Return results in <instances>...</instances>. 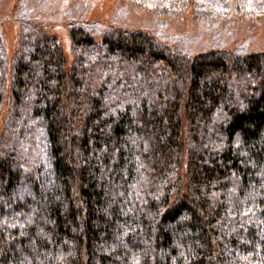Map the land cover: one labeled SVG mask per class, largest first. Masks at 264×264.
Listing matches in <instances>:
<instances>
[{
	"label": "trees",
	"instance_id": "1",
	"mask_svg": "<svg viewBox=\"0 0 264 264\" xmlns=\"http://www.w3.org/2000/svg\"><path fill=\"white\" fill-rule=\"evenodd\" d=\"M132 1L167 16L194 2L199 20L264 11ZM26 12L11 66L0 34L13 130L0 146V264H264V52L191 57L141 29L98 41L84 23L69 65Z\"/></svg>",
	"mask_w": 264,
	"mask_h": 264
},
{
	"label": "rangeland",
	"instance_id": "2",
	"mask_svg": "<svg viewBox=\"0 0 264 264\" xmlns=\"http://www.w3.org/2000/svg\"><path fill=\"white\" fill-rule=\"evenodd\" d=\"M197 5L192 2L173 16L158 14L152 7H143L132 0H0V34L4 38L9 65L20 43L23 7L30 22L58 38L68 64L74 61L70 40L72 26L86 24L93 30L96 40L109 29H141L191 57L223 50L242 53L264 52V11L255 16L234 13L218 19H197ZM179 47L182 51L178 50ZM11 116L10 81L0 106V146L4 138L13 137L9 120ZM35 135L42 138L41 131ZM41 147V145H40ZM42 148V147H41ZM1 149V148H0ZM42 163L48 168L47 159ZM182 176L185 171H181Z\"/></svg>",
	"mask_w": 264,
	"mask_h": 264
}]
</instances>
